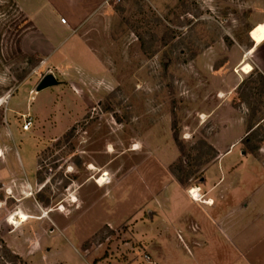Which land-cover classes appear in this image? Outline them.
Returning a JSON list of instances; mask_svg holds the SVG:
<instances>
[{
	"label": "rangeland",
	"instance_id": "obj_1",
	"mask_svg": "<svg viewBox=\"0 0 264 264\" xmlns=\"http://www.w3.org/2000/svg\"><path fill=\"white\" fill-rule=\"evenodd\" d=\"M22 1L39 30H58L53 3L66 34L83 30L84 40L37 51L20 0H0V264H81L74 249L91 264H148L152 254L167 264H227L225 249L212 254L216 236L182 248L186 228L163 256L150 254L148 212L160 192L148 186L201 183L228 119L227 111L217 120L218 96L234 88L230 112L247 133L239 150L264 169V22L251 30L264 0ZM251 47L254 71L245 75L239 61ZM48 75L59 85L36 92ZM254 174L253 189L264 178Z\"/></svg>",
	"mask_w": 264,
	"mask_h": 264
},
{
	"label": "crops",
	"instance_id": "obj_2",
	"mask_svg": "<svg viewBox=\"0 0 264 264\" xmlns=\"http://www.w3.org/2000/svg\"><path fill=\"white\" fill-rule=\"evenodd\" d=\"M83 1L87 2V0H79L78 2L83 3ZM20 4L22 11L38 30L36 37L37 51L46 46L55 50L60 46L64 47L68 41H71L75 47L83 44V30L75 29L66 34V30L63 28L64 25L57 19L53 3L52 5L49 4V10L53 20L52 24L58 30H46L50 34L45 30H39L35 24L34 16H32V10L25 7L24 1L20 0ZM258 10L260 13L258 20L260 21L255 23L251 30L264 22V6H261ZM77 13L75 11L70 19L74 25H77L80 20ZM87 19L84 21H87ZM253 43L254 47L255 42ZM253 47L246 51L239 61L241 62L240 72L245 75H249L254 71L253 67L247 63L252 58L253 54L250 55L248 52ZM58 53L59 51L56 54L54 52L49 60L55 61V57L59 55ZM220 74L221 71L216 72V76ZM234 79L236 80V78ZM235 90L236 88L223 91L221 97L218 96L219 100L216 105L217 120H220L224 115L222 112L226 113L227 111L228 119L223 126V132L217 135L215 145L216 161L206 171L201 183L180 186L175 182H171L168 186H148L150 194H153L154 191L160 192L155 196L156 201L150 202L153 207L148 212L150 214L148 231L150 254L154 249H161L159 254L163 256L165 250L163 251L162 248L166 245V242L172 238L175 239V232L179 236L183 233V228H186L187 237L185 239L182 236L178 244L182 248L188 249V253L191 252L190 245L198 247L205 244L200 242L197 239L198 237L204 236L208 244L210 238L216 236V243L212 244L215 246L212 248V254H215L217 250L224 251L225 249V253L221 252V254H224V256L232 255L227 264H237L239 257L244 259L245 264H264V250L261 249L264 243V178L255 189L248 186L247 181V177L251 179L256 172L258 174L260 172L264 173V169L253 158L243 157V152L239 150L242 139L247 133L242 119H237L236 114L230 112L231 110L235 111L231 105L236 95ZM233 155L235 158L228 163L227 160ZM194 188L200 190L199 194L204 197L202 202L194 201L189 196L188 192ZM208 201L213 204H206ZM158 210L164 214L161 220L157 217ZM176 211L181 213L180 216H176ZM152 240L154 241L152 242ZM6 242L13 253L23 257L16 246H12L8 240ZM74 250L79 255L81 264H91L89 258H83L78 249ZM50 251L51 249L46 248V252ZM152 256L154 261L150 259L148 264H167L166 257L162 260L156 258L153 254ZM56 263L65 264L62 261Z\"/></svg>",
	"mask_w": 264,
	"mask_h": 264
},
{
	"label": "trees",
	"instance_id": "obj_3",
	"mask_svg": "<svg viewBox=\"0 0 264 264\" xmlns=\"http://www.w3.org/2000/svg\"><path fill=\"white\" fill-rule=\"evenodd\" d=\"M259 82L261 83V85H263V88H264V76H262V75L259 76ZM247 85H248V80L242 82V84L238 88L239 98H240L241 102L244 104L247 102V95L243 92V89L246 88ZM263 92H264V89L262 91H260V94L262 95ZM248 131H251V127H248ZM250 137H251V134L248 135L247 138L243 140V144L246 147L250 144V141H251ZM15 259L22 262L21 258H19L18 256H15Z\"/></svg>",
	"mask_w": 264,
	"mask_h": 264
},
{
	"label": "bare ground",
	"instance_id": "obj_4",
	"mask_svg": "<svg viewBox=\"0 0 264 264\" xmlns=\"http://www.w3.org/2000/svg\"><path fill=\"white\" fill-rule=\"evenodd\" d=\"M3 103H4V101H1V103H0V107L3 105ZM134 151H137L138 150V146H135L134 147V149H133ZM112 151V150H111ZM90 170H95V167H90ZM107 181H108V179L106 178V177H100L99 178V180L96 182L97 183V185H99L100 187H104L106 184H107ZM193 191L191 192L192 194H193V196H194V198H195V200L197 201V202H202V199L200 198V196H199V190L198 189H192ZM73 203H76L77 202V199H75L74 198V200L72 201ZM206 204H213L212 202H207ZM60 212L61 213H63V212H65V208H62L61 210H60Z\"/></svg>",
	"mask_w": 264,
	"mask_h": 264
},
{
	"label": "water",
	"instance_id": "obj_5",
	"mask_svg": "<svg viewBox=\"0 0 264 264\" xmlns=\"http://www.w3.org/2000/svg\"><path fill=\"white\" fill-rule=\"evenodd\" d=\"M57 85H59L58 80L53 75H48L40 81L36 92H43Z\"/></svg>",
	"mask_w": 264,
	"mask_h": 264
},
{
	"label": "built area",
	"instance_id": "obj_6",
	"mask_svg": "<svg viewBox=\"0 0 264 264\" xmlns=\"http://www.w3.org/2000/svg\"><path fill=\"white\" fill-rule=\"evenodd\" d=\"M61 23L63 24V25H66L67 24V20L66 19H62L61 20ZM25 119V121H24V125H23V131L24 132H29L31 129H32V127H33V122H32V120L30 119V118H24ZM199 190V189H198ZM193 190H190L188 193H189V196L194 200V201H196L195 200V198H194V196H193V194L191 193ZM200 191V190H199ZM145 259H147L149 262H150V258L148 257V256H145Z\"/></svg>",
	"mask_w": 264,
	"mask_h": 264
}]
</instances>
